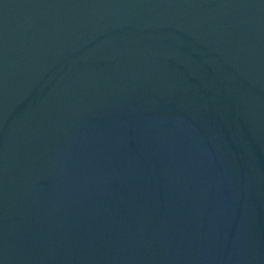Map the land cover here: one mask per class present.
<instances>
[{"label":"water","instance_id":"95a60500","mask_svg":"<svg viewBox=\"0 0 264 264\" xmlns=\"http://www.w3.org/2000/svg\"><path fill=\"white\" fill-rule=\"evenodd\" d=\"M0 264H264V0H0Z\"/></svg>","mask_w":264,"mask_h":264}]
</instances>
